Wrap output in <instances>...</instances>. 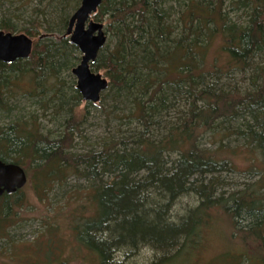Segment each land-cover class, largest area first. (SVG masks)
Here are the masks:
<instances>
[{"label": "trees", "instance_id": "1", "mask_svg": "<svg viewBox=\"0 0 264 264\" xmlns=\"http://www.w3.org/2000/svg\"><path fill=\"white\" fill-rule=\"evenodd\" d=\"M56 3L57 16L44 21L66 33L70 11L81 0ZM231 10L241 11L245 21H231ZM92 18L106 20L116 38L91 67L109 79V91L101 98L131 102L129 114L137 127L127 136L106 138L86 152L73 150L75 132L82 137L83 114L66 106L60 75L82 56L69 36L49 39L34 23L24 28L34 40L31 54L0 61V157L21 165L27 184L42 199L52 185L64 186L71 176L89 181L72 189L73 209H60L62 216L42 221L45 238L26 244L39 259L32 264H118L120 254L136 256L144 248L154 253L150 264H264V60H257L264 58V0H104ZM2 22L0 29L15 30L9 20ZM218 37L224 67L217 58L208 65ZM232 72L249 75L247 91L222 86L219 80ZM24 79L31 84L25 94L35 100V108L13 118L19 107L12 100ZM73 91L81 102L77 87ZM49 107L71 117L46 133L38 111ZM234 121L242 128L232 133L245 140L239 152L223 142L231 135L223 124ZM206 135L220 144L202 147ZM237 154L248 162L245 170L259 178L227 191L230 183L222 173L239 170ZM185 196L198 204L176 215L174 208ZM12 201L0 202V233L5 231L8 241L7 229L20 220L14 204L23 206L18 195ZM219 217H225L230 236L208 258L205 235ZM64 239L71 242L70 252L61 244ZM11 244L1 253L13 259L18 244ZM54 247L63 251L52 258Z\"/></svg>", "mask_w": 264, "mask_h": 264}, {"label": "rangeland", "instance_id": "2", "mask_svg": "<svg viewBox=\"0 0 264 264\" xmlns=\"http://www.w3.org/2000/svg\"><path fill=\"white\" fill-rule=\"evenodd\" d=\"M53 2L51 4V2ZM57 0H0V24L3 23L2 20H9L10 24L15 26L13 33H26L24 28H29L33 26L34 23H37L39 26L38 31L40 35L43 33L45 36L59 40V38L64 36H69L66 33H60L59 28L54 26L49 28L46 25V21H52V15L57 16V12L54 10L53 4ZM173 5L177 6L176 2H172ZM57 4V3H56ZM78 9V7H77ZM76 9V10H77ZM41 10V12H40ZM70 11V14L76 11ZM54 12V14H53ZM241 11L235 12L234 10L230 11V20L231 21H245V15H240ZM241 16V19L238 20V16ZM96 20V19H94ZM102 22V21H101ZM104 24V30L108 36V41L110 43L109 48L112 49L116 43V38L112 35L111 32L107 30V21L102 22ZM50 29L52 31H50ZM3 30V29H0ZM6 31V30H4ZM221 39L218 37L215 40V44L212 46L209 53L208 65L211 64L217 59H219V65L223 66L226 63V57L224 52L220 49ZM107 44V43H106ZM77 55L82 56L80 51L76 52ZM264 60V58L257 59L259 61ZM79 64V63H78ZM77 66V65H76ZM73 70V69H72ZM72 70H67L61 73L62 77L61 89L67 94L69 100L66 101V106L72 108L76 115L80 113L83 114V120L79 125V128L82 133V137L79 132H75V146L73 150L77 152H86L94 147L96 144H100L106 138H115L119 139L122 136H127L137 127V122L130 117V112L132 110V104L127 101L114 100L113 96L101 98L99 102L88 103L87 101L82 100L78 102L73 98L75 92L73 90L77 87V78L73 74ZM105 76L103 70L99 71ZM249 76V75H247ZM247 76L243 78L239 72H232L230 75H223L219 80L222 83V86L225 88L239 87L242 92H245L249 89L250 84L247 80ZM106 77V76H105ZM108 79V77H106ZM109 80V79H108ZM26 81V82H25ZM27 79L22 81L23 85L19 88V92L16 95V99L12 100L19 108L13 111V118L20 116V113L28 115V110H33L35 108V100L30 98L25 94L26 90L31 87V84L27 82ZM52 82V81H51ZM27 87V88H26ZM109 88V87H108ZM106 89L103 94H106L109 89ZM58 103V101L55 100ZM25 108V109H24ZM183 109V108H182ZM59 114L55 113L54 108L49 107L46 111L42 109L38 111L40 117V124L44 132L56 131L63 126V121L69 119L71 114L66 111H59ZM174 113L169 112V117ZM70 116V117H68ZM6 119L4 122H6ZM3 122V121H2ZM223 127L231 133L230 136L225 137L224 143L227 144L230 148H236V152H239L244 146L245 140L241 137H238L236 134H233L234 129L242 128V125L239 121L231 122L230 124L224 123ZM213 140L208 135L204 136L202 139V147L215 149L220 143L213 142ZM174 155L171 156L170 160H173ZM236 164L238 166L236 171H225L222 173L223 178H225L229 185L226 186V190L234 189L235 187H243L245 184L253 183L258 178L257 174H250L245 169L248 168V162L245 159L237 154L235 156ZM170 164V163H169ZM88 180L85 178H77L75 176L69 177L67 183L64 186L55 184L52 185V188L49 189L45 197H41L40 194L36 193L33 186L28 183L26 184L19 193V198L23 200V206H18L14 204L15 211L19 212V222L16 224H11L7 229L12 242L11 245L15 244L18 246L14 248V254L12 255L13 259L2 254V248L7 246L10 242L7 238L3 237L5 231L0 233V264H32L34 261H39L36 254H33L31 247H27L28 243L35 242L37 239L44 237V222L50 216L57 217V214L62 216L60 213L63 211H70L76 206L77 197L75 194H70L74 187L82 188L88 185ZM197 200L190 196H185L180 199L174 208V213L176 215H183L192 207L196 206ZM68 207L69 209H65ZM61 209V212H57ZM63 209V210H62ZM173 213V212H172ZM62 235L68 237L69 234L67 231H62ZM230 236V229L228 227L225 217L218 218V225L211 230L206 238L207 247L205 256L210 258L220 252L225 245L228 243L227 237ZM45 238V237H44ZM69 238V237H68ZM63 246H67L68 251H71V242L68 239H64ZM46 243V241H45ZM40 245L39 242L35 243ZM34 248V247H33ZM63 249L60 247H54L52 254L53 257H57L62 253ZM33 252V253H32ZM6 258V259H5ZM8 258V259H7ZM154 258V253L149 248H144L136 256H124L119 255L117 262L118 264H150ZM44 264V263H42ZM72 264H79V261H73Z\"/></svg>", "mask_w": 264, "mask_h": 264}, {"label": "water", "instance_id": "3", "mask_svg": "<svg viewBox=\"0 0 264 264\" xmlns=\"http://www.w3.org/2000/svg\"><path fill=\"white\" fill-rule=\"evenodd\" d=\"M103 1L81 0L67 29L70 41L82 53L80 63L72 70L77 78V89L84 101L93 103L100 101L109 85L108 79L91 67L108 41L104 24L92 18ZM33 42V38L26 33L0 30V61L12 63L19 58H27L32 52ZM27 181L28 175L20 164L5 163L0 158V196L4 191H19Z\"/></svg>", "mask_w": 264, "mask_h": 264}, {"label": "flooded vegetation", "instance_id": "4", "mask_svg": "<svg viewBox=\"0 0 264 264\" xmlns=\"http://www.w3.org/2000/svg\"><path fill=\"white\" fill-rule=\"evenodd\" d=\"M1 158V157H0ZM2 159V158H1ZM5 163H15V162H13V161H11V160H4V159H2ZM21 192V189L19 190V191H16V192H7V191H4L3 193H2V195L0 196V202L3 200V201H5L7 198H9L10 200H13L12 201V203H14L15 202V200H16V197H17V195H19V193ZM0 219H1V215H0Z\"/></svg>", "mask_w": 264, "mask_h": 264}]
</instances>
